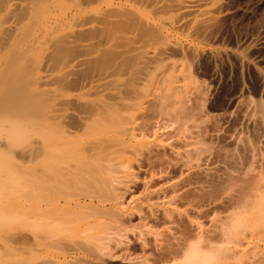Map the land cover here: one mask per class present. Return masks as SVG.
Masks as SVG:
<instances>
[{
    "label": "bare ground",
    "instance_id": "6f19581e",
    "mask_svg": "<svg viewBox=\"0 0 264 264\" xmlns=\"http://www.w3.org/2000/svg\"><path fill=\"white\" fill-rule=\"evenodd\" d=\"M230 1L0 0V161H33V227L0 237V260L24 244L64 260L86 250L65 240L64 228L124 211L125 191L104 196L106 175L113 167L133 175L129 155L152 154L139 142L168 134L185 105L188 68L212 59L216 50L201 44L218 41ZM245 166L228 214L174 264H264V167L255 174L253 163ZM162 251L164 258L180 248Z\"/></svg>",
    "mask_w": 264,
    "mask_h": 264
},
{
    "label": "rangeland",
    "instance_id": "374dc122",
    "mask_svg": "<svg viewBox=\"0 0 264 264\" xmlns=\"http://www.w3.org/2000/svg\"><path fill=\"white\" fill-rule=\"evenodd\" d=\"M229 11L216 44H201V49L216 50L212 53L216 60L212 57L200 61L198 68H188L185 105L175 111L177 119L167 128L168 134L157 141L147 135L139 142L143 148L151 145L152 154L144 159L129 155L133 175L116 167L106 175L103 194L112 197V190L125 191L124 211L117 209L106 220L86 228H64L65 240L86 247L64 260L54 261L49 254L38 256L26 244L9 257L3 254L6 259L17 258L19 264H174L189 242L210 234L213 224L225 218L228 198L241 182L245 165L253 163L255 174L264 167V0H232ZM3 158L0 237L25 236L33 227V161L16 157L12 163ZM138 159L147 167L138 168ZM167 211L172 217L153 220L152 213ZM180 218L186 221L180 223ZM170 244L180 251L163 258L162 249ZM11 260L7 262L14 264Z\"/></svg>",
    "mask_w": 264,
    "mask_h": 264
}]
</instances>
